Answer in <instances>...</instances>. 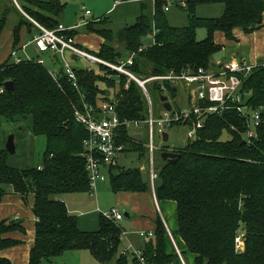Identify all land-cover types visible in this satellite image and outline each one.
Instances as JSON below:
<instances>
[{"label": "trees", "instance_id": "trees-1", "mask_svg": "<svg viewBox=\"0 0 264 264\" xmlns=\"http://www.w3.org/2000/svg\"><path fill=\"white\" fill-rule=\"evenodd\" d=\"M17 1L47 28L60 24L58 17L64 5L59 0ZM172 1L187 11V25L170 23L165 10L169 0H155L153 6L151 0H141V13L128 27L117 32L102 26L89 27L104 39L100 49L92 53L114 64L135 53L129 69L142 79L181 74L188 67H208L214 62L222 48L215 38L217 32H223L228 40H237L235 30L249 34L264 25V0ZM214 3L224 5L219 17L196 14L199 6ZM30 5L49 15L33 11ZM10 19L13 50L21 49L25 44L21 43L23 27L33 35L35 26L13 0H0V40ZM199 28L206 29L204 39L197 38ZM76 33L75 29L68 32L70 36ZM75 72L78 87L61 67L56 79L35 60L15 63L11 54L0 64V118L21 126L22 120L30 118L32 133L45 138L42 162L35 167L12 166L9 152L6 148L0 150V202L9 192L8 187L24 197L34 196L35 237L29 264H42L69 250H89L101 264H140L121 255L123 230L119 222L101 213L98 230H81L77 215L69 211L62 197L91 192L85 155L89 132L76 119L75 110L83 109L85 104L99 110L115 96L121 119L145 120L149 112L147 98L137 81L106 65L98 64V70L90 71L75 67ZM9 80L14 82L11 92L5 87ZM163 83L175 96V87L168 81ZM161 84H147L151 97L160 95L161 100ZM243 90L247 104L254 110L261 109L257 138L245 141L247 122L238 112L214 115L197 131L194 140L175 147L180 154L177 162L162 160L157 170L156 199L177 204L178 229L173 236L187 264H264V58L246 77ZM119 130L124 153L134 150L142 155L147 151L128 128ZM225 132L230 135L228 139H223ZM108 180L115 193L152 190L140 167L118 163L109 167ZM14 231L26 234L23 220L6 219L0 224V252L23 243L9 236ZM154 234L142 249L147 264H182L160 214ZM239 235L241 248L236 242ZM0 264L13 263L0 255Z\"/></svg>", "mask_w": 264, "mask_h": 264}, {"label": "built area", "instance_id": "built-area-1", "mask_svg": "<svg viewBox=\"0 0 264 264\" xmlns=\"http://www.w3.org/2000/svg\"><path fill=\"white\" fill-rule=\"evenodd\" d=\"M171 2L172 0L165 6L166 11L171 8ZM180 4L185 6V2H181ZM91 15V11L86 10L85 16ZM85 16L81 23L73 27H66L60 23L55 28H47L33 20L35 33L22 48L25 49L27 46L32 45L39 54L50 53L54 58L56 57L68 80L73 82L75 87H78V84L75 67L70 60V54H74L76 57L80 56L90 63L106 65L120 74H125L130 79L137 81L144 91L149 110L145 120L121 119L117 112L118 100L115 96L110 102L101 104L99 110L89 104H85L83 109L75 110L76 119L84 124L89 132V137L85 140V155L91 191L96 190L100 181L108 179L109 167L117 165L121 154L124 153L125 145L119 141L122 137V133L119 130L121 127H126L129 130L131 127H140L141 125L146 127L148 140L145 145L148 148L150 157V180L153 190L157 176L154 166L156 149L154 137L156 131L160 136H163L166 127L177 123L186 124L189 127V140H194L197 131L206 126L207 120L211 116H222L227 112L235 111L246 119L247 129L243 134L245 141L251 142L254 138L258 137L261 125V109L254 110L247 104L243 85L246 77L258 66L259 62L246 56H239L230 62L211 63L208 67H188L181 74L155 75L142 79L129 69L134 62L135 53H131L127 59H122L118 64H114L78 45L75 37L68 34L71 30L87 25L89 20ZM152 36L154 34L150 35V37ZM12 60L15 63L25 60H35L43 65L45 63V60L40 56L34 58L27 55L26 58H22L17 55L16 50L12 52ZM85 68L89 71L93 70L91 66ZM50 73L56 79L58 78V73L52 71ZM152 81L162 83L161 90L167 96L170 103L169 98H176L179 93L178 86L183 85L186 92L185 105L175 107L171 103L172 108L168 110L164 107V102L162 101V111L156 113L152 97L147 88V84ZM164 81L170 82L176 88L175 96H172L168 91V87L163 83ZM162 150L174 151L175 149L165 147ZM103 214L116 222H119L123 218V214L117 207H112L108 212ZM168 233L182 264H186L174 237L169 230ZM139 235L152 238L155 234L152 231H139ZM236 242L238 248L243 246L241 235L237 237ZM120 253L131 260H137L140 264H147L143 251L135 248L133 245L122 247Z\"/></svg>", "mask_w": 264, "mask_h": 264}, {"label": "rangeland", "instance_id": "rangeland-1", "mask_svg": "<svg viewBox=\"0 0 264 264\" xmlns=\"http://www.w3.org/2000/svg\"><path fill=\"white\" fill-rule=\"evenodd\" d=\"M49 1V0H44ZM64 5L63 12L59 15L58 19L61 24L66 27H73L76 24L82 22L85 16L86 10H90L92 15L85 16L88 19V30L86 25L80 26L79 31L81 33L88 31L92 32L89 27L91 25L102 26L105 28H109L113 30V32H117L122 30L129 25L133 24L141 13V0H59ZM171 1V0H169ZM15 6L18 10L23 14V16L34 24L33 20L37 21L35 16H32L26 10H24L17 0H13ZM152 3L155 0H151ZM171 10L167 12V17L170 23L174 26H185L188 24V14L187 11L183 8H180L173 1L170 3ZM28 8L33 11L39 12L41 14H48L46 11H43L41 8L30 5ZM224 10V5L222 3H214V4H205L198 7L196 14L201 17H219L222 15ZM12 18V17H11ZM102 20L98 22H94L95 20ZM41 24V23H40ZM13 27V21H9L7 26L3 31L4 40L8 36H10V32ZM27 28L26 26L23 29ZM258 31V30H257ZM254 33V32H253ZM249 33L247 35L253 34ZM77 34V33H76ZM76 34L74 36H76ZM206 29L199 28L197 31V38L204 39L206 37ZM256 35V33H255ZM248 36L241 34L239 35L240 40H228L224 36L223 32H217L215 35L216 40L222 44L221 50L214 56L213 60H218L219 62H230L233 59L238 58L239 56H246L249 59H252L254 53V45L253 36ZM82 43H91L94 48H98L100 46V38L95 34H85L80 36ZM264 39V38H263ZM31 51L32 54L36 52L34 46H30L27 50ZM97 52V51H95ZM38 53V52H37ZM239 56H235V54ZM50 53H43L42 58L45 60V66L52 72L58 73L60 68V62L55 57L56 64L52 63L49 60ZM262 54V55H261ZM37 54L35 53L34 56ZM127 55V54H126ZM258 61L264 58V49H262L259 53ZM19 56H26L22 51ZM53 57V56H52ZM128 55L123 58V60L127 59ZM37 58V57H35ZM71 63L74 67H89L92 69L98 70V64L90 63L86 59L82 57H77V59H70ZM59 66V67H58ZM179 93L176 98H169L173 106H184L186 103V92L184 90L183 85H179ZM153 103L156 113H160L162 111V101L160 100V95H153ZM23 124V129L21 130V125L12 124L4 118H0V150L6 148V142L11 134L15 135V142L17 146V150L14 154H10L9 156V164L18 168H27V167H35L42 162L43 151L45 149V138L43 136H36L31 131V120L30 118L24 119L21 121ZM189 127L186 124H173L172 126H168L165 128V132L169 134V140L164 141L163 136H160L156 131L154 142H155V155H154V166L155 173L157 175V170L159 165L162 163V148L166 146L170 148L174 147H184L188 143ZM144 132V133H142ZM147 129L144 125L140 127H131L129 133L132 137H134L137 141L142 142L144 145L147 142ZM229 134L225 132L223 134V139H228ZM146 146V145H145ZM119 164L125 167H141L144 178L146 180H150V157L148 149L142 155H140L139 151L130 150L123 154H121L119 158ZM156 180V178H155ZM152 183H150L151 185ZM152 188V187H151ZM95 194V193H94ZM117 194L112 190L110 181L107 179L106 181H102L98 188V204L94 198H91L89 191H80L68 193L65 195L64 200L66 201L67 207L71 211H75L76 214L93 210L95 207H100L101 213L108 212L112 207H117L120 212L124 216L123 221H119L121 223L123 229L129 233L135 232V228L133 226L134 222L131 218L127 217L125 214L131 212L128 206L121 204L118 205L115 203V198ZM8 198H3L0 202V224L6 219H12L15 215L19 214L21 217H25L26 221L24 224L26 234L17 233L16 236L24 241V243L17 249H14V256L18 261L21 262L23 258H25V248H27V244L29 243L30 237L32 236V230L34 227L35 219L32 217L31 208L34 205V196H29L23 203H20L22 207L15 205L13 203V199L11 203H7ZM100 205V206H99ZM144 206V205H143ZM100 215V213L98 212ZM163 216L166 219V222L170 226L173 233L174 226L170 222V216L168 215L166 209H163ZM175 217V214L172 213V218ZM136 229L143 227L145 228L144 221H138L135 223ZM124 236V235H123ZM145 239L147 237H141V239ZM177 240L182 244L181 238L176 236ZM124 244V242H122ZM186 262V261H185ZM42 264H100L97 259L90 253L89 250H69L65 251L60 255L52 257L50 260H44ZM114 264V262H111ZM187 264V263H186Z\"/></svg>", "mask_w": 264, "mask_h": 264}, {"label": "crops", "instance_id": "crops-1", "mask_svg": "<svg viewBox=\"0 0 264 264\" xmlns=\"http://www.w3.org/2000/svg\"><path fill=\"white\" fill-rule=\"evenodd\" d=\"M117 1L118 0H116V3H117ZM153 4L154 3L151 2V6H153ZM170 10H171V8L168 11H170ZM86 27H87V25H86ZM78 29L79 28L75 29V30H77V34H76V36H74L78 45L87 49L91 53L98 51L100 49V46L103 43L104 39L100 35H98L97 33L93 32V31L92 32L85 31V32L81 33ZM87 30H88V27H87ZM34 33H35V30H34ZM240 33L248 36L249 38H252L250 36H253V41L255 42V45H254L255 51H254L253 56L251 58H252V60L259 62L258 58H259V56L262 55V54L259 55V53L262 49H264V39H263L264 38V25L261 29H259L258 31H255L253 34H250V35H247L246 33H244L243 31H241L239 29L235 30V35H236L237 40H240V38H239ZM255 33H256V35H255ZM85 34L86 35L87 34L97 35L100 38V46L98 48H94L91 43H82L81 39H79V38H80V36H83ZM31 35H32L31 31H28L26 28L22 29V42L21 43L24 44L28 40H30L34 34L32 36ZM13 42L14 41H13V36H12V30L10 32V36L5 38V40H4V36L3 35L1 36V40H0V64L5 62L9 58V56L12 54V52L15 51V50H13ZM30 46H32V45H30ZM30 46H27L25 49H23V48L17 49L16 50L17 55L19 56V54L23 51L26 56L28 55V56L34 57V58L40 56L42 58V55L37 53L38 52L37 50L35 52L37 54L36 56H34L35 53L32 54L31 51H28V53H26V50ZM26 56H24L22 58H26ZM235 56H239V55L236 53ZM70 58L71 59H77V57L74 54H70ZM49 60L52 63L56 64L55 58L52 57L51 54H49ZM222 62L223 61L219 62L218 60H214L213 63H222ZM44 65H45V63H44ZM82 67H84V66H82ZM20 129L22 130L23 126H21ZM170 149H173V148H170ZM174 149H175V147H174ZM100 183H102V181H100L98 183L96 190L90 192L91 198H94L96 200L97 204L99 202L98 201V188H99ZM150 183H151V180H150ZM151 187H152V185H151ZM116 194H117V196L115 198V203L118 205L124 204V205L128 206L129 209L131 210V212H129V213H127V215L126 214L125 215L127 217L131 218V220L134 222L133 226L135 228V232L129 233V232L125 231L123 229L121 223H119L121 225V228L123 230V235H124L123 241H122V242H124V244H122L121 248L128 246V245H133L135 248L142 250L144 248V246L146 245V241L149 239V237L145 238V239H143V238L141 239V237H143V236L139 235V231L155 232V230H156V218H157L158 214H160L162 216L167 229L170 231V233L173 236V231L171 230L170 226L168 225V223L166 222V219L163 216V209H166L168 215L170 216V222L174 226V231H176L178 229L177 204H176V202L172 201V200H163V201L159 202L156 199L155 188H154V190L152 188L151 191H147V192L121 191V192H118ZM29 196H33V194H30L27 197H24L21 194L12 191L10 188L9 192L5 195V198L9 199V200H7V203H11L13 201V203L15 205L22 207L20 203H23L26 199L29 198ZM64 197H62V200L66 203V201L64 200ZM10 199H13V200L10 201ZM32 209H33V207L31 208V211H32L31 215L36 221V217L34 216ZM100 210H101L100 207L97 206L93 210L85 211V212H81V213L76 214L75 211H71L69 209V211L71 213L77 215L78 225H79L80 229L84 230V231H96L99 229V216L100 215L98 214V212L101 214ZM172 213L175 214L174 218H172ZM12 219L23 220V225L25 224V221H26V218L21 217L19 214L15 215V217ZM123 220H124V216L121 219V221H123ZM35 221H34V227L32 230V232H33L32 236L30 237L29 243L27 244V248H25V252H26L25 258H23V260H21V262L15 258V256H14L15 250L14 249L19 248L24 243V241H23V243H21L17 246L2 250L0 252V255L9 258L13 264H29V254H30V250L32 248V245L34 243V237H35ZM138 221H144L145 222L144 225H145L146 229H143V227L136 229L135 223ZM17 233H21V232L14 231V232L10 233L9 236H11L13 238L20 239L16 236ZM169 237H170V235H169ZM175 241H176V239H175ZM171 242H172V240H171ZM172 244H173V242H172ZM169 249H172L171 246L169 247ZM130 262H131V259H130ZM131 264H132V262H131Z\"/></svg>", "mask_w": 264, "mask_h": 264}, {"label": "water", "instance_id": "water-1", "mask_svg": "<svg viewBox=\"0 0 264 264\" xmlns=\"http://www.w3.org/2000/svg\"><path fill=\"white\" fill-rule=\"evenodd\" d=\"M5 87L6 89L11 92L14 88V82L12 80L6 81L5 82ZM176 89V88H175ZM161 101L164 102V107L168 110H171L172 106L171 103L168 101L167 96L163 95L161 97ZM164 136V141H167L169 139V134L165 132L163 134ZM6 150L9 152V154H14L17 150L16 142H15V135L11 134L6 142ZM179 152L177 151H172V150H163L161 153V157L163 160L168 161L170 163H175L177 162V159L179 157ZM10 189V187H8ZM127 215V213H126Z\"/></svg>", "mask_w": 264, "mask_h": 264}]
</instances>
